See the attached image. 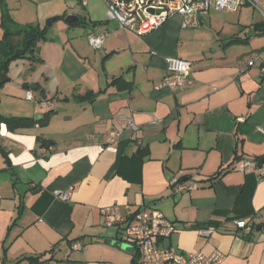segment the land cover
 <instances>
[{"label": "crops", "instance_id": "1", "mask_svg": "<svg viewBox=\"0 0 264 264\" xmlns=\"http://www.w3.org/2000/svg\"><path fill=\"white\" fill-rule=\"evenodd\" d=\"M77 2L85 17L73 0H0V19L3 10L17 24L47 26L54 17L39 44L42 61H11L0 86V116L34 120L0 121V264H138L122 226L104 224L100 209L110 205L123 215L125 206L160 210L179 251L264 264V176L234 169L264 156V50L242 71L245 58L232 47L245 38L211 20L214 9L199 26H182L175 14L141 34L120 28L103 0ZM63 14L82 23L55 19ZM88 34L102 35L101 46L92 48ZM256 35L264 36L262 20L248 43ZM168 57L193 62L190 84H163ZM119 115L138 128L123 129ZM176 175L199 186L179 192L169 182ZM59 190L70 197L61 200ZM76 241L82 248L70 250Z\"/></svg>", "mask_w": 264, "mask_h": 264}, {"label": "built area", "instance_id": "2", "mask_svg": "<svg viewBox=\"0 0 264 264\" xmlns=\"http://www.w3.org/2000/svg\"><path fill=\"white\" fill-rule=\"evenodd\" d=\"M109 14L117 21L122 29L128 28L138 33H145L157 28L171 16H182V26H199L208 16L211 9L217 11L233 10L242 5H250L261 17L264 23V0H103ZM88 40L92 48H98L103 42L102 35L88 34ZM260 53H253L243 64L242 71L253 66L260 58ZM193 62L190 60L168 57L166 69L170 78L163 84L170 87H181L190 84L187 75L191 71ZM25 98L33 100L31 90L25 92ZM47 105L46 102L42 103ZM119 125L123 129L135 131L138 126L125 115L117 117ZM156 122L159 120L155 119ZM264 137V128L258 127ZM116 136L120 132L115 133ZM114 138H109L113 142ZM234 169L244 171L246 169L257 170L264 176V166L257 160L241 158L236 161ZM181 174L182 171L180 170ZM170 184L179 192L191 191L199 186V182L191 177L182 179L177 175L170 179ZM55 195L61 200L70 197L69 190L55 191ZM128 210L127 215L121 214L118 205L105 206L100 209L105 226L121 225V239L131 243L139 257L138 264H223L224 255L218 250L210 254L201 251L182 252L174 247L159 245L175 231V226L160 210L143 207L136 210ZM233 223L238 229L248 228V219L236 218ZM213 229L201 230L203 235H209ZM82 244L76 241L71 244L70 250H80Z\"/></svg>", "mask_w": 264, "mask_h": 264}, {"label": "trees", "instance_id": "3", "mask_svg": "<svg viewBox=\"0 0 264 264\" xmlns=\"http://www.w3.org/2000/svg\"><path fill=\"white\" fill-rule=\"evenodd\" d=\"M65 16L58 15L55 19H64ZM82 23V18L69 25H78ZM0 78L2 72L7 73L9 63L17 59H27L31 62H41L39 56V44L46 41L48 27L40 26L39 24L27 23L17 24L14 22L8 13L3 10L0 19ZM235 40V39H234ZM233 41V39L231 40ZM118 78H115L116 81ZM3 83L0 82V86ZM27 87V85H25ZM6 121L12 125H25L34 122L31 118H16V117H3L0 116V121ZM40 145L49 147L53 145V141L39 137Z\"/></svg>", "mask_w": 264, "mask_h": 264}, {"label": "rangeland", "instance_id": "4", "mask_svg": "<svg viewBox=\"0 0 264 264\" xmlns=\"http://www.w3.org/2000/svg\"><path fill=\"white\" fill-rule=\"evenodd\" d=\"M77 1L78 0H73L72 5L74 6L76 5L77 9L79 5V9L77 13L80 16L85 17L86 7H81V4H78ZM28 3L25 4H27L31 8L32 5L31 4L29 5ZM23 7H25V5ZM210 18L211 20L226 22V24L228 25L231 31H234V33L235 32L238 33L241 38H245L244 41L239 40L234 42V47H232V50L234 49L233 52L236 55H240V58L242 59L245 58L244 60H246L249 55L260 51L261 48L264 50V36L256 35L251 39L250 43H248L247 41L248 31L252 30L256 25V23H259L261 21V17L259 16V14L256 11H254L250 5H242L239 8L233 10H223L218 12L211 11ZM46 22L47 21H45V24ZM0 34H1V30H0ZM260 78L261 76L259 74L258 81L256 82V84H258Z\"/></svg>", "mask_w": 264, "mask_h": 264}, {"label": "water", "instance_id": "5", "mask_svg": "<svg viewBox=\"0 0 264 264\" xmlns=\"http://www.w3.org/2000/svg\"><path fill=\"white\" fill-rule=\"evenodd\" d=\"M78 19H79L78 16H76V15H72V14H68V15L64 18L65 22H72V21H75V20H78ZM53 20H54V17L48 18V20H47V22H46V25H47V26H50V25H51V22H52ZM6 80H7L6 73H5V72H2V74H1V78H0V82H1V83H4ZM35 118H36V117H35ZM263 162H264V156H262V157L259 159L258 163L261 164V163H263ZM164 244H165L166 246H169V239H168V238H166V239L164 240Z\"/></svg>", "mask_w": 264, "mask_h": 264}]
</instances>
